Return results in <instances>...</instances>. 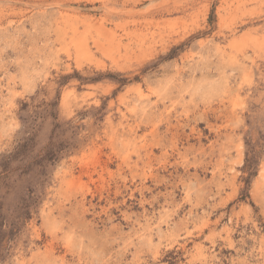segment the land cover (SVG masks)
<instances>
[{
    "label": "rangeland",
    "instance_id": "rangeland-1",
    "mask_svg": "<svg viewBox=\"0 0 264 264\" xmlns=\"http://www.w3.org/2000/svg\"><path fill=\"white\" fill-rule=\"evenodd\" d=\"M0 264H264V0H0Z\"/></svg>",
    "mask_w": 264,
    "mask_h": 264
}]
</instances>
